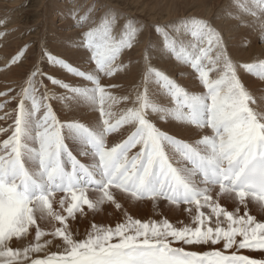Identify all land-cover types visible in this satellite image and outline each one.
Masks as SVG:
<instances>
[{"label":"snow or ice","instance_id":"snow-or-ice-1","mask_svg":"<svg viewBox=\"0 0 264 264\" xmlns=\"http://www.w3.org/2000/svg\"><path fill=\"white\" fill-rule=\"evenodd\" d=\"M228 16L264 40V0H232ZM69 18L79 31L63 52L40 49L0 128V264H264L241 253L264 252V216L251 214L264 212V94L248 84L264 83V56L235 60L209 21L184 17L153 26L124 93L115 81L143 24L98 6ZM164 58L188 83L156 65ZM105 205L121 219L81 233Z\"/></svg>","mask_w":264,"mask_h":264},{"label":"bare ground","instance_id":"bare-ground-1","mask_svg":"<svg viewBox=\"0 0 264 264\" xmlns=\"http://www.w3.org/2000/svg\"><path fill=\"white\" fill-rule=\"evenodd\" d=\"M19 1L14 0V2L9 3L10 6H6L8 9L5 7V11H9H0V21L4 22L0 24V32H6V35L0 37V93H7V95H0V99L3 101H6L5 99L8 97L16 96L19 98L17 93L25 85L33 64L40 63L41 46H46L58 52H63L68 47L69 37L75 36L79 31V29L71 26L73 21L70 20L69 13L72 10H77L80 15H84L90 8L98 6L101 12L111 10L113 14L121 18V23H123L124 18H132L143 24V30L137 38L138 42L124 56V63L128 66L127 71L126 73H121L119 79L115 81V83L121 86L122 92L124 93L129 91L140 79L143 66L142 57L145 49L150 42L154 45L156 41L153 26L170 24L184 17H196L209 21L221 32L225 44L235 60L245 62L250 61L254 57L264 56V42L258 47H251L252 40L254 39L253 35L256 37L258 31L256 33L253 31L254 34L246 27H237L235 21L228 16V10L230 9L232 0H170L168 4H161V2L154 4H148L146 2L139 3V0H137L140 4L141 12L144 7L147 8L149 13L147 15L150 17L149 20L130 10L121 9L105 0H43L41 3L42 11L39 14L38 20L33 25H27L19 17L20 12L18 10L21 5V1ZM0 10H3L2 5H0ZM46 12L50 14L49 17ZM250 32L253 34H250ZM33 42L36 45V50H34L33 45L31 46ZM19 43L28 44L26 46L30 47H27L28 58L22 63L11 64V59L15 55L13 54L12 47L17 46ZM155 63L159 68L165 70L179 82L188 83L187 75L180 76L172 60L164 58L155 61ZM41 67L48 73L54 71L51 66L46 64H41ZM248 84L255 96L259 97L264 94L260 91L264 89V83L258 79L249 77ZM122 92H118L117 95L122 94ZM15 100L18 99L16 98ZM17 103L18 101L14 105L15 107ZM2 105L4 104H0V107H2V109L0 108L1 118L7 119V114H4V110H9V114H12L13 111L7 106L4 108ZM57 112H60L59 106H57ZM165 127L166 130L177 134L178 137L187 138V133L181 132L180 129ZM118 139L119 137H111L110 142ZM122 203L136 214H146L145 216L154 215L150 204H147L146 209H141L132 207L127 201H122ZM257 210L259 209L253 208L251 212ZM156 211L159 212L161 209H157ZM262 213L264 214V212ZM88 222L90 223L91 220ZM250 254H259L260 257L257 259H264V252L255 251Z\"/></svg>","mask_w":264,"mask_h":264},{"label":"rangeland","instance_id":"rangeland-1","mask_svg":"<svg viewBox=\"0 0 264 264\" xmlns=\"http://www.w3.org/2000/svg\"><path fill=\"white\" fill-rule=\"evenodd\" d=\"M20 1L19 2H20L21 5H20V9L18 10L20 12V16L19 17L22 19V21H25V23L27 25L35 24L36 21L38 20V17L40 16L39 15L40 12L42 11L41 3H42L43 0H20ZM50 1H52V0H50ZM105 1L110 2L111 4L117 6V7L121 8V9L130 10V11L138 14L139 16L144 17L147 20H149V18H150L149 15H147V14H149L148 11H147V8L144 7L143 11L141 12L140 11L141 7H140L139 3L146 2L148 4H154L156 2H161V4H164V3L168 4L170 2V0H162V1L161 0H139V3L137 2V0H105ZM12 2H14V0H0V5H2V7H3V10H0V11H4V12L9 11V10L5 11V9L6 8L8 9V7H6V6H10L9 3H12ZM5 4H8V5H5ZM46 14L49 17L50 14L48 12H46ZM250 31L253 32V30H250ZM256 32L257 31H255V33ZM253 33L250 32V34H253ZM253 36H254V39L252 37V39H253L252 40V46H251L252 48L258 47L264 42V40H262L261 37H260L259 31L256 33V37H255V35H253ZM19 44H20V46H19ZM19 44L17 46H14L15 48L12 47V49L14 51L13 54H17V52L19 50H21L22 48H24L25 45H28V44H25V43H23V44L19 43ZM32 45H33L34 50H36V45L34 44V42L31 43V46ZM42 47H45V46H41V48ZM28 48H30V47H28ZM37 50H38V48H37ZM16 98L19 100L18 97H16ZM15 99H13V97H8L7 99H5L6 101H3V100L0 99V104L3 103L4 105H2V106H4V108L7 106L14 112V109L16 108L14 105L18 101V100H15ZM0 108L2 109V107H0ZM13 112H12V114H9L10 113L9 110H7V109L4 110V114H7V119L6 118H1V113H0V128H2V129H8L9 128V126L13 123V118H14L13 117ZM8 134H10V133L0 132V141H2L3 139L7 138ZM146 208H147V204L144 205L141 209H146ZM130 211H131V213L134 216H137V217H139V216L143 217V216L146 215V214L140 215V214H136L132 210H130ZM251 214L256 215L258 219L261 218L262 216H264V214L260 210H257L255 212H251ZM169 217L172 220H175L177 218H179V219H183L184 218L183 215L179 214V213H175V214L174 213H169ZM118 218H121V217L118 215V213L116 214V211L114 210V208L109 206V205H105L103 207L102 211L99 214H97L95 217L89 215V217L87 219L81 220L78 223V225H76V227L79 229V231L81 233H83L84 230L86 228H88V225H89L88 221L89 220H91V221L94 220L95 222H98V223H111V224L114 225L117 222ZM82 229H84V230H82ZM205 250H207V249H205ZM252 252H255V251H250V250H247V249L242 251V253L244 255H248V256H250L252 258H255V259L260 257L259 254H250Z\"/></svg>","mask_w":264,"mask_h":264}]
</instances>
